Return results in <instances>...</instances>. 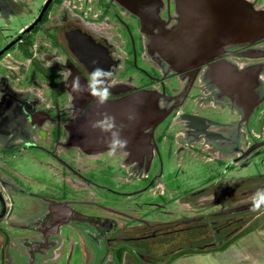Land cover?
Instances as JSON below:
<instances>
[{
  "label": "flooded vegetation",
  "instance_id": "flooded-vegetation-1",
  "mask_svg": "<svg viewBox=\"0 0 264 264\" xmlns=\"http://www.w3.org/2000/svg\"><path fill=\"white\" fill-rule=\"evenodd\" d=\"M234 1L264 11V0ZM186 3L0 0L1 18L29 17L0 46V264H118L119 255L126 264L159 263L182 248L156 243L168 235L180 243L181 229L197 214L150 218L148 206L166 202L163 153L171 155L174 146L199 150L226 174L264 150V35L225 42L217 46L221 55L177 72L158 49L164 32L182 25ZM82 48L91 51L87 60ZM93 61L113 73L110 99L95 120L106 112L122 126L128 144L115 157L108 155L106 134L89 130L95 98L70 95L62 82L68 70L85 83ZM134 70L144 75L141 83L129 74ZM143 89L156 91L157 105L168 114L153 128L142 123L136 133L134 120L125 117ZM190 98L225 105L232 120L187 109ZM154 165L158 171L149 175ZM115 168L126 173L125 181L142 186H111L102 175ZM216 181L186 192L181 202L212 194L207 202L218 211L264 188L260 182L236 191ZM148 192L162 200L152 203Z\"/></svg>",
  "mask_w": 264,
  "mask_h": 264
},
{
  "label": "rangeland",
  "instance_id": "rangeland-1",
  "mask_svg": "<svg viewBox=\"0 0 264 264\" xmlns=\"http://www.w3.org/2000/svg\"><path fill=\"white\" fill-rule=\"evenodd\" d=\"M16 1V0H13ZM31 1L32 0H27ZM34 1V0H33ZM11 21L8 22L4 18L0 17V46L3 44L8 36L16 32L18 27L21 25L20 21H28L29 17H24L23 19L13 16ZM142 64V61H139ZM129 74H134L135 82L141 83L142 73L136 72L135 70L130 71ZM170 81H173L171 79ZM186 108L199 113L200 115L207 116L213 120L220 122H229L232 120L231 110H229L225 105L219 104L210 100H198L190 98L186 103ZM254 122V120H253ZM178 127H175L177 130ZM178 147V146H177ZM174 146V151L171 155L163 153V163H162V176L160 182L164 186V198L166 200L165 206L154 207L153 205L148 206L150 209V218L153 220H169L173 217L179 215H190L205 211H213L219 208L218 205L208 204L207 200H212L214 195H202L200 197H194L190 202L182 203L180 197L186 192L196 191L207 184L210 180H218L216 182L219 185H227L229 183L238 181V179H243L250 176H257L259 179L264 180V150H260L255 154L254 158L248 159V161H243L236 168L234 167L226 174L223 173V167L219 165L217 161L206 159L205 156L199 153V150L195 152V149H180L178 150ZM202 148L198 145V148ZM232 153V152H231ZM229 153V157L233 158L234 154ZM204 156V157H203ZM157 165H154L149 175L157 172ZM126 173L119 168H115L112 173L105 172L102 175L103 178L109 181V184L116 189H121L124 191L131 190L133 188L142 186L143 182L136 180L125 181ZM259 182H251L249 184L253 185ZM249 185V186H251ZM104 196H111V193L101 191ZM146 195L149 196L151 202L158 203L162 199L156 198L151 192ZM252 196L244 198L236 203L246 202L252 200ZM141 202V199H137ZM132 207L134 205V199H130ZM235 204V203H234ZM119 206V205H118ZM136 210H140L138 206L133 207ZM158 208L161 211H158ZM167 213H163V212ZM256 214L249 223L245 224L253 228V230L239 238L236 242L231 244L227 249L223 251L209 252L204 251L197 254H186L181 257H175L174 255H167L165 259L159 263H149V264H264V208ZM254 211V214L256 213ZM248 225V226H247ZM243 228V227H242ZM242 233V232H241ZM203 244V243H202ZM200 246L201 243L199 244ZM77 255H74L76 258ZM118 264H126L123 261L122 255H119ZM136 264H143L135 260ZM60 264V263H58ZM63 264V263H61Z\"/></svg>",
  "mask_w": 264,
  "mask_h": 264
},
{
  "label": "water",
  "instance_id": "water-1",
  "mask_svg": "<svg viewBox=\"0 0 264 264\" xmlns=\"http://www.w3.org/2000/svg\"><path fill=\"white\" fill-rule=\"evenodd\" d=\"M181 1L184 3L188 1L186 3L188 7L184 12L187 16L194 17L184 16L181 19V26L165 31L162 35L164 46L158 49L162 58L177 72L196 67L216 55H221L222 51L218 50L217 46L225 42H233L239 37L250 41L264 35V11L255 10L247 3L239 7L234 0ZM227 3H230L229 8H225ZM153 41V44H161L157 38ZM90 52L82 48V58L87 60ZM87 66L91 71L96 64L90 62ZM84 96L89 95L84 94L82 97ZM158 97L157 92L150 89L135 92L132 112L136 115L134 120L136 133L142 123L153 128L168 114L157 105ZM100 108L101 106L95 102L91 114L92 121L95 120ZM123 108L126 111L127 104ZM89 130H92L93 136L97 132L92 128ZM249 209H253L252 201L229 207L223 212L234 213Z\"/></svg>",
  "mask_w": 264,
  "mask_h": 264
},
{
  "label": "trees",
  "instance_id": "trees-1",
  "mask_svg": "<svg viewBox=\"0 0 264 264\" xmlns=\"http://www.w3.org/2000/svg\"><path fill=\"white\" fill-rule=\"evenodd\" d=\"M251 182L263 183L264 180L259 179L257 176H250L229 184L228 188L232 190L236 189V191H242L243 189L250 188L252 185L249 183ZM262 209L263 208L261 207V209L257 211L260 212ZM224 210L225 209L198 212L192 219V222L187 226L185 225V227L181 229L182 233L180 243L173 244L175 237L173 235H168L165 239H163V241L161 240L156 243V245L160 247L165 244V246L169 248L171 246H181L182 250L176 253L174 258L181 257L186 254H197L204 251L209 252L211 250L223 251L227 249L239 238L253 230V228L248 225L246 228L245 224L249 223L251 219L258 214V212L255 211L256 213L254 214L253 209H249L234 213H224ZM200 243L202 246L199 245Z\"/></svg>",
  "mask_w": 264,
  "mask_h": 264
},
{
  "label": "clouds",
  "instance_id": "clouds-1",
  "mask_svg": "<svg viewBox=\"0 0 264 264\" xmlns=\"http://www.w3.org/2000/svg\"><path fill=\"white\" fill-rule=\"evenodd\" d=\"M94 65L96 61L92 62ZM113 73L103 67L95 66L88 73L85 83H81L79 75H73L70 71L65 70L63 83L69 90V94L73 96H80L87 94L95 98V102L103 106L107 103L111 96V88L108 86V80ZM68 77H71L69 79ZM76 117L73 115V119ZM128 121L136 119L134 112H129L125 117ZM90 127L94 130H99L106 134L107 139L104 141L108 155L115 157L118 152L126 149L128 141L121 136L122 126H117L114 116L108 113H100L99 119L90 123ZM264 206V188H259L252 196L253 211L260 210Z\"/></svg>",
  "mask_w": 264,
  "mask_h": 264
}]
</instances>
